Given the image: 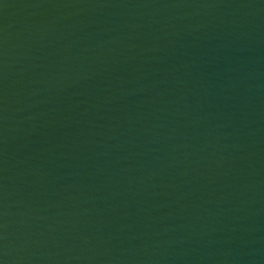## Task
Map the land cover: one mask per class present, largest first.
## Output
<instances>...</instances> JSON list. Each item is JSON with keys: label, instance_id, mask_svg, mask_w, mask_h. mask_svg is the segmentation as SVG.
Segmentation results:
<instances>
[{"label": "water", "instance_id": "1", "mask_svg": "<svg viewBox=\"0 0 264 264\" xmlns=\"http://www.w3.org/2000/svg\"><path fill=\"white\" fill-rule=\"evenodd\" d=\"M0 264H264V0H0Z\"/></svg>", "mask_w": 264, "mask_h": 264}]
</instances>
